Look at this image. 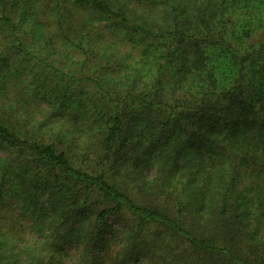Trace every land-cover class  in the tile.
<instances>
[{"label":"trees","instance_id":"16d2710c","mask_svg":"<svg viewBox=\"0 0 264 264\" xmlns=\"http://www.w3.org/2000/svg\"><path fill=\"white\" fill-rule=\"evenodd\" d=\"M74 1L89 8L91 19L162 35L163 54H175L176 62L157 69L161 90L108 94L101 104L105 127L76 163L56 132L45 138L30 129L18 104L0 108V147L10 155L0 160V187L7 160L20 167L23 194L41 187L53 214L47 245L54 247L35 255V248L17 244L19 233L6 235L0 225V264H65L64 239L81 244L78 264H104L110 216L125 217L130 226L124 261L144 253L152 264H264L258 184L264 174V41L247 44L230 30L217 0ZM136 7L144 13L137 16ZM0 18L11 24L7 15ZM128 96L142 121L134 137L122 113ZM142 140L151 154L146 167L135 151ZM238 163L247 165L251 186L258 184L249 198L257 202L253 225L251 211L236 204ZM138 168H149L150 179Z\"/></svg>","mask_w":264,"mask_h":264},{"label":"rangeland","instance_id":"374dc122","mask_svg":"<svg viewBox=\"0 0 264 264\" xmlns=\"http://www.w3.org/2000/svg\"><path fill=\"white\" fill-rule=\"evenodd\" d=\"M61 1L62 8L56 0H5L0 15H7L11 24L0 18V108L18 104L22 107L19 116L29 121L30 129L35 128V133L45 138L56 132L63 145L69 147L71 161L76 163L84 147L95 141L105 127L101 104L108 94L138 95L146 89L161 90L164 80H157V69L176 62V56L169 54L167 58L163 54L167 48L161 45L162 35L138 32L103 17L92 20L88 7L74 0ZM217 3L223 8L226 26L242 35L247 44L264 41V0H217ZM142 13L136 7L135 14ZM129 98L122 113L128 123L129 137H134L142 121L138 106ZM249 137L258 138L254 134ZM143 141L135 151L140 166L146 167L151 154L142 145ZM92 151L89 146V157L94 155ZM9 158V153L0 147V160ZM181 160V157L175 159ZM2 164L7 169L0 187V225L8 229L6 235L19 233L17 244L35 248V255L47 249L52 251L54 247L47 243L52 241L53 214L51 205L44 201L41 187L33 191L37 195L35 200L29 191L23 194L26 189L17 187L19 178L15 170L20 167H15L13 160ZM154 167H150L151 171ZM235 168L233 183L236 193L240 192L236 204L251 211L248 219L253 225L257 202L249 198L258 184L264 190V174L262 181L251 186L247 165L238 163ZM150 169L137 170L143 179L145 176L150 179ZM108 223L111 232L105 238L111 251L104 264H117L118 260L119 264H152L144 253L129 261L122 260L120 255L128 246L126 240L131 233L128 220L110 216ZM59 245L64 263L78 264L82 258L81 244L64 239Z\"/></svg>","mask_w":264,"mask_h":264}]
</instances>
